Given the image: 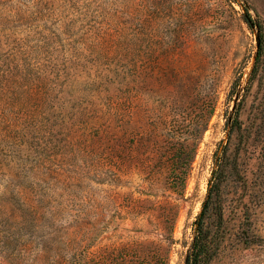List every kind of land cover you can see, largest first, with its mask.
Here are the masks:
<instances>
[{"label": "rangeland", "instance_id": "obj_1", "mask_svg": "<svg viewBox=\"0 0 264 264\" xmlns=\"http://www.w3.org/2000/svg\"><path fill=\"white\" fill-rule=\"evenodd\" d=\"M258 24L264 0H0V264H185L227 143L247 205L207 264H264Z\"/></svg>", "mask_w": 264, "mask_h": 264}, {"label": "trees", "instance_id": "obj_2", "mask_svg": "<svg viewBox=\"0 0 264 264\" xmlns=\"http://www.w3.org/2000/svg\"><path fill=\"white\" fill-rule=\"evenodd\" d=\"M259 48L251 71L250 81L253 80L259 64H264V31L259 24ZM226 126L231 140L233 134L240 135L239 143L245 138L246 127L237 110L227 117ZM240 149L229 153L228 143L223 146L215 158V168L210 179L209 190L203 203L202 210L196 220L195 234L185 264H207L213 260L220 249V243L225 236L224 216L227 207L242 210L245 204L241 188L248 190L247 172L240 168ZM238 189L231 192L232 186Z\"/></svg>", "mask_w": 264, "mask_h": 264}]
</instances>
